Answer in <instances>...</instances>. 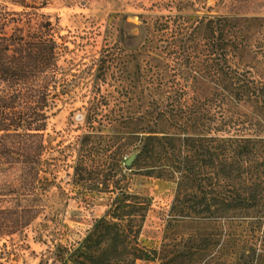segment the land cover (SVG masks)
<instances>
[{"label": "rangeland", "instance_id": "rangeland-1", "mask_svg": "<svg viewBox=\"0 0 264 264\" xmlns=\"http://www.w3.org/2000/svg\"><path fill=\"white\" fill-rule=\"evenodd\" d=\"M231 1L0 0V7L9 11L23 10L20 3H24L26 10L37 7L39 13L50 16L60 35L58 77L66 89L50 109L43 132L45 171L41 176L47 179L26 193L21 189L20 165L0 164V207L40 208L28 227L0 240V264H62L59 247L81 245L90 251L99 249L94 258L97 264H164L168 260L172 264H226L231 248L233 264H259V240L245 248L243 238L246 233L252 237L253 231L238 229L229 235L207 222L172 212L180 185L177 178L160 175L164 167L179 164L174 160H188V152L145 160L142 165H157L154 170L130 168L133 163L123 162L141 148L139 139L128 136L141 125L133 126L130 119L140 121L146 109L158 117L153 99L180 108L194 95L189 86L198 87L201 97L209 94L212 85L201 78L184 80L182 75L219 68L220 15L258 17L243 27L244 37L258 53L238 49L228 61L233 67L251 66L257 79L264 78L260 55L264 0H239L233 8ZM209 19L213 29H209ZM188 37L195 47L190 53ZM152 75L160 78V86L152 87ZM236 110L250 112L255 123L261 119L258 104ZM114 111L122 115L124 124L109 131L96 122L100 130L88 132V117L96 116L106 124ZM155 128L152 124L146 130ZM81 155L91 160L76 175ZM182 189L188 195V187ZM137 247L156 254L135 260L132 254ZM194 247H198L197 254ZM71 252L64 251L69 263ZM79 259L93 264L90 258Z\"/></svg>", "mask_w": 264, "mask_h": 264}, {"label": "trees", "instance_id": "trees-1", "mask_svg": "<svg viewBox=\"0 0 264 264\" xmlns=\"http://www.w3.org/2000/svg\"><path fill=\"white\" fill-rule=\"evenodd\" d=\"M238 2L241 3L232 0V8ZM20 5L24 7L21 11L0 7V164L20 165L21 189L27 193L47 179L41 176L45 171L43 132L48 125L50 109L55 100L66 93V89L58 77L61 44L56 25L50 16L39 13L37 7L28 11V5ZM257 19V16L237 14L217 17L221 32L217 58L219 68L208 69L204 73L190 70L188 74L182 75L184 80L197 82L201 78L212 85L209 94L201 97L196 93L198 87L189 86L194 95L187 106L180 108L168 103L163 105V102L153 99L156 101L154 108H158V117H152L154 110L146 109V115H142L140 121L131 118L133 126L139 124L141 127L128 136L139 139L141 144L130 168L139 166L142 170H154L157 165L143 166L145 160H161V155L178 156L188 152V160H185L187 157L184 160L175 158L174 161L179 164L171 168L164 167L160 175H166L168 179L177 178L180 185L172 212L176 216L207 222L228 234L238 229L253 231L252 237L249 238L247 233L243 237L245 248L252 247L259 240L256 261L262 264L264 78L257 79L251 66L233 67L228 61L238 49L258 53L243 35L244 23L250 24ZM213 24L209 19V29H213ZM181 42L185 43V38ZM193 43V39L188 37L189 53L195 48L192 47ZM181 46L185 48L183 43ZM260 50L264 60V45H261ZM208 51L215 54L213 49L209 48ZM149 82L154 88L155 84H162L160 78L153 75L149 77ZM251 103L258 104L260 110L261 119L256 123L250 112L236 110ZM124 120L115 111L106 124L96 116H90L87 118L88 132L100 130L96 122L110 131L116 125L124 124ZM152 124L157 129L146 130ZM165 126L180 131L167 130ZM80 158V164L75 167L76 175L83 171L82 164L91 160L85 159V155ZM167 158L170 160V157ZM145 173L150 175L155 172ZM183 187H188V195ZM39 213L40 208L32 205L0 207V240L24 230ZM257 231L261 233L258 236ZM59 249L63 251L59 255L62 264H84L80 257L90 258L91 263L97 264L94 258L99 249L90 251L86 245ZM135 250L132 254L135 260L151 258L156 254V251H144L138 247ZM64 251L66 254L72 251L69 253L72 262L67 261ZM192 251L197 254L198 247ZM234 256L235 252L231 248L226 264L235 263ZM164 264L172 263L168 260Z\"/></svg>", "mask_w": 264, "mask_h": 264}, {"label": "water", "instance_id": "water-1", "mask_svg": "<svg viewBox=\"0 0 264 264\" xmlns=\"http://www.w3.org/2000/svg\"><path fill=\"white\" fill-rule=\"evenodd\" d=\"M137 154L136 153H132L128 159L126 160V165H131L133 163V161L135 160Z\"/></svg>", "mask_w": 264, "mask_h": 264}]
</instances>
